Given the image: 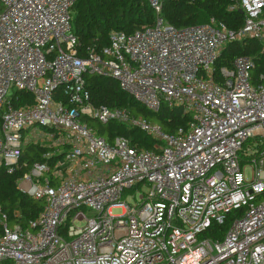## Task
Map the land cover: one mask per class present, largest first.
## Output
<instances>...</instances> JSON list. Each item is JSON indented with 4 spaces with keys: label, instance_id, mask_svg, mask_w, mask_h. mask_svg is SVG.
<instances>
[{
    "label": "built area",
    "instance_id": "obj_1",
    "mask_svg": "<svg viewBox=\"0 0 264 264\" xmlns=\"http://www.w3.org/2000/svg\"><path fill=\"white\" fill-rule=\"evenodd\" d=\"M74 2L0 0V166L12 173L29 145L46 149L17 181L43 201L39 214L23 226L0 206V264H264V75L252 77L249 55L216 66L230 42L252 39L264 52V0H233L236 28L215 17L177 28L161 16L163 0H147L154 23L113 30L99 49L73 33ZM91 74L150 111L181 106L191 119L164 132L95 105ZM18 92L30 100L15 106ZM89 118L136 127L153 148L107 140ZM241 209L222 237L206 235Z\"/></svg>",
    "mask_w": 264,
    "mask_h": 264
},
{
    "label": "trees",
    "instance_id": "obj_2",
    "mask_svg": "<svg viewBox=\"0 0 264 264\" xmlns=\"http://www.w3.org/2000/svg\"><path fill=\"white\" fill-rule=\"evenodd\" d=\"M233 0H163L161 16L177 28L202 24L215 17L223 21L230 28L242 24L243 14L239 10H228ZM155 14L147 0H75L71 12V26L73 33L79 38L82 45L87 48L99 49L108 44L109 33L113 30L132 32L143 29L154 23ZM238 55H249L255 62L252 77L264 75V52L256 41L249 39L243 42H230L223 48L216 66H230ZM87 87L90 90L95 105L121 107L131 114L143 116L146 120L158 124L164 132H174L178 127L187 125L191 114L184 112L181 106H168L162 104L157 112H153L136 101L131 95L122 90L118 82L112 78L97 75H86ZM21 101L14 102L19 106L24 99L31 96L25 92H18ZM92 118L87 122L96 128L97 133L107 140L115 135L129 138L132 145L145 149H152L155 139L140 131L136 127L124 123L111 121L107 124H96ZM46 149L29 145L22 155V162L26 166L8 173L4 166H0V206L13 219V212L19 211L18 221L25 226L30 219L35 218L43 207V201L36 200L23 194L17 188V181L28 169V165L40 160ZM240 211H232L227 215L224 224L213 223L206 235L216 234L222 237L226 232L232 218Z\"/></svg>",
    "mask_w": 264,
    "mask_h": 264
},
{
    "label": "rangeland",
    "instance_id": "obj_3",
    "mask_svg": "<svg viewBox=\"0 0 264 264\" xmlns=\"http://www.w3.org/2000/svg\"><path fill=\"white\" fill-rule=\"evenodd\" d=\"M96 124L99 125V123L97 121H94ZM241 165L243 167V178L245 180H249L250 177H251V170H250V167L248 166V162H246V159H243L241 161ZM134 193V190L133 189H129V190H126L122 196V199L126 200L127 202H132V195ZM138 196V194H136V197ZM111 213L113 215H120L122 213L121 211V208H112L111 209Z\"/></svg>",
    "mask_w": 264,
    "mask_h": 264
}]
</instances>
